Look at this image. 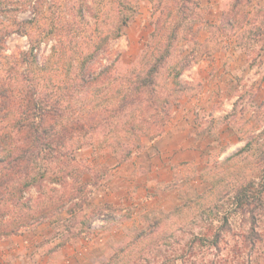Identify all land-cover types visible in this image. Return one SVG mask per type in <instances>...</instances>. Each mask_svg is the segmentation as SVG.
Listing matches in <instances>:
<instances>
[{"label": "rangeland", "instance_id": "rangeland-1", "mask_svg": "<svg viewBox=\"0 0 264 264\" xmlns=\"http://www.w3.org/2000/svg\"><path fill=\"white\" fill-rule=\"evenodd\" d=\"M197 1L198 13L191 19L190 3L189 10L179 13L175 0H139L134 20L114 37L120 20L117 0H0V86L10 96L21 97L37 85L38 94L61 96L69 90L66 76L84 77L119 59L117 81L107 90L98 86L89 100L87 94L82 101L63 103L70 112L72 107L88 112L96 95L100 105L110 96L120 100L126 77L132 79L153 64L158 48L175 30L155 88L171 102L167 124L193 113L195 136L201 139L200 153L175 164L173 181L152 186L149 193L170 189L175 200L166 208L134 210L129 198L108 203L94 192H105L112 170L123 163L114 154L117 142H137L131 157L142 158L139 166L145 168L151 160L143 156V141L154 138L120 132L128 116L117 118V125L103 119L94 133L76 129L66 151L74 160L64 157L78 167L70 166L72 175L68 166L54 167L60 181L41 179L45 167L39 160L35 185L24 192L16 185L2 188L0 223L31 222L0 235V242L41 227L49 250L102 233L92 264H264V34L250 31L256 22L264 32V17L228 33L219 25L229 0ZM258 8L264 9V1L242 0L240 5L250 18ZM147 42L154 56L137 61ZM37 60L46 66L39 68ZM250 182L254 188L248 187ZM243 187H248L249 203L241 206L234 197ZM72 194L82 195L71 199ZM84 194L86 203L68 213ZM62 201L66 204L61 207ZM45 206L49 213L38 217Z\"/></svg>", "mask_w": 264, "mask_h": 264}, {"label": "trees", "instance_id": "trees-1", "mask_svg": "<svg viewBox=\"0 0 264 264\" xmlns=\"http://www.w3.org/2000/svg\"><path fill=\"white\" fill-rule=\"evenodd\" d=\"M139 0H117L118 11L120 15L119 26L114 33V37H119L122 32V27L128 25L134 20L138 14ZM178 12L184 13L189 10L187 3L192 5L191 19L195 18L198 13L199 2L197 0H175ZM242 0H229L228 7L223 8L220 27L227 29L228 33H236L238 29H244V24H252L254 19L259 16L264 17L263 8L256 9L252 18L248 15H243V9H240ZM81 6L79 7V10ZM242 14H241V13ZM182 15V14H181ZM242 16V17H241ZM182 18V16H181ZM264 19H262L263 21ZM255 26L250 31L257 32L256 35L264 34L261 32L263 27L256 22ZM175 31V30H174ZM174 31L167 35L166 41L158 48V53L154 58L153 64L146 69L139 71L134 78L126 77L123 82L121 92H126L120 100L114 102V98L110 96L107 101L97 100L93 103L94 108L88 112L77 113L74 108L71 112L65 108L63 103L69 104L72 99L81 101L95 91L98 86L103 84L106 90L110 83L117 81L119 75L118 58L115 61L103 66L97 72H91L86 76L77 78L74 74L66 76L69 83L68 92H63V95L48 96V94H38L40 91L39 85L37 88L29 86L21 97L10 96L8 92L0 86V191L8 185H16L20 191L24 192L31 186L35 185L37 176L34 174V169L42 161L45 168L40 174L41 179H47L51 182L60 181L59 175H53L55 169H63L67 166L71 169L68 174H73L76 166L66 162L64 157L74 160L66 151L70 147V140L76 129L94 133L99 130L101 121L106 118L111 119L112 125L121 123L118 119L128 116L122 121V133L131 131L132 135L137 133L146 134L151 138H156L163 134L165 126L169 120L171 113V102L161 97L155 88L156 75L159 69L171 55V46L173 43ZM22 32V31H21ZM158 27L152 32L151 36H157ZM154 47L150 43H146L145 47L137 56V61H141L148 55L154 56ZM156 49V48H155ZM39 68L46 66L45 63L36 61ZM127 71V70H126ZM122 73V74H126ZM180 73L178 72V75ZM129 72H127V76ZM47 92V91H44ZM86 101V99H85ZM70 108V107H69ZM128 120H132L129 122ZM137 120V121H135ZM116 123V124H115ZM114 154L117 157V163H121L131 157L133 150L138 148L137 142H129L122 140L113 146ZM66 152V153H65ZM66 162V163H65ZM68 163V164H67ZM72 166L74 169H72ZM52 173V174H51ZM53 175V176H52ZM96 184V182L94 183ZM264 185V183L262 184ZM254 188V182H250L249 186ZM248 187L240 188L234 199L244 206L249 203ZM81 193L85 190V186H79ZM82 194L71 195V199L80 198ZM87 198L84 196L80 202H75L67 208L68 213H75L79 207L85 204ZM66 202H61L60 206H65ZM49 206L43 207L38 217H45L49 213ZM33 221V218H30ZM37 219V218H36ZM28 221H23L16 225L12 222L0 223V235L16 233L18 226H25ZM70 237V236H69ZM68 240V239H67Z\"/></svg>", "mask_w": 264, "mask_h": 264}, {"label": "crops", "instance_id": "crops-1", "mask_svg": "<svg viewBox=\"0 0 264 264\" xmlns=\"http://www.w3.org/2000/svg\"><path fill=\"white\" fill-rule=\"evenodd\" d=\"M256 1L262 3L264 0ZM192 114L173 117L161 136L143 141V156L151 160L145 168L139 166L142 158L132 156L112 170L110 181L104 186L106 191L94 194L98 193L101 199L106 198L108 203L129 198L135 202L134 210H144L150 206L166 208L170 199L175 200L172 190H163V187L160 195L152 196L149 193L152 186H164L173 181L175 164L186 162L200 153L197 142H201V139L195 136V116ZM41 229L39 227L34 232L13 235L1 241L0 264H92L102 245L94 238L82 237L49 250V240L45 239L47 235Z\"/></svg>", "mask_w": 264, "mask_h": 264}, {"label": "built area", "instance_id": "built-area-1", "mask_svg": "<svg viewBox=\"0 0 264 264\" xmlns=\"http://www.w3.org/2000/svg\"><path fill=\"white\" fill-rule=\"evenodd\" d=\"M102 234L101 233H97V234H95V235H93L92 237L90 236V237H87V238H94L95 240H97V241H102Z\"/></svg>", "mask_w": 264, "mask_h": 264}]
</instances>
